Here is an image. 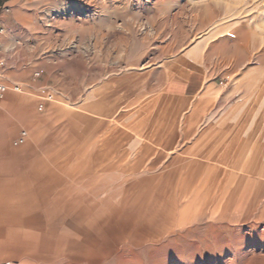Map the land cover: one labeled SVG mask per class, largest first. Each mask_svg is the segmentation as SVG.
I'll return each mask as SVG.
<instances>
[{"label": "rangeland", "instance_id": "1", "mask_svg": "<svg viewBox=\"0 0 264 264\" xmlns=\"http://www.w3.org/2000/svg\"><path fill=\"white\" fill-rule=\"evenodd\" d=\"M43 1L48 5L0 0V22L25 23L35 3L36 17L50 26L56 47L45 65V89L51 95L41 96L33 121L56 141L54 150L76 152L79 109L100 100L91 91L111 78L116 85L136 61L199 44L218 82L206 119L226 127L223 135L209 128V145L219 147L212 156L183 146L150 161L155 170L142 175L149 180L144 190L137 182L98 179L83 198L66 184L64 200L48 209L50 222L34 224L30 239L5 250L30 255L28 264H264V0ZM74 21L75 44L68 42ZM23 107L11 117L30 135ZM112 120H121L119 111ZM192 141L199 142L184 145Z\"/></svg>", "mask_w": 264, "mask_h": 264}, {"label": "crops", "instance_id": "2", "mask_svg": "<svg viewBox=\"0 0 264 264\" xmlns=\"http://www.w3.org/2000/svg\"><path fill=\"white\" fill-rule=\"evenodd\" d=\"M33 5L25 23L10 24L7 18L0 22L5 29L0 40V80L9 87L0 98V263L31 262L30 255H11L5 249L30 239L34 224L50 222L48 209L64 200L66 184H72L83 198H89L91 185L98 179L109 185L137 182V190H144L149 180L142 175L155 170L148 167L150 161H161L183 146L187 152L212 156L219 147L209 145V128L223 135L221 129L226 127L224 120L206 119L217 100L218 82L206 67L199 44L151 62L136 61L116 85L111 78L91 91V99L99 96L100 100L79 109L84 114L76 116V152L54 150L56 141L33 120L41 96L51 95L45 89V65L56 45L50 42L47 20L36 17ZM72 24L69 37H73L68 42L75 44L76 22ZM79 32L78 37L85 29ZM19 105L31 118L25 120L30 135L26 129L18 130L16 118L11 117ZM118 111L121 120L117 122L112 113ZM23 131L27 137L17 144ZM192 138L199 142L184 145ZM252 148L258 150L256 141ZM135 160L139 167L130 162ZM253 164L248 163L250 170L257 168ZM173 184L175 188V179Z\"/></svg>", "mask_w": 264, "mask_h": 264}, {"label": "built area", "instance_id": "3", "mask_svg": "<svg viewBox=\"0 0 264 264\" xmlns=\"http://www.w3.org/2000/svg\"><path fill=\"white\" fill-rule=\"evenodd\" d=\"M5 34V29L3 26L0 25V40L2 39V37ZM9 89L8 85L4 84L1 80H0V98H2L4 96V94L6 93V91ZM17 90V88H15ZM27 137V132L23 131L17 141L18 143H23L25 141Z\"/></svg>", "mask_w": 264, "mask_h": 264}]
</instances>
